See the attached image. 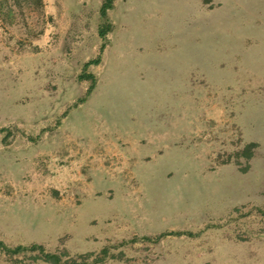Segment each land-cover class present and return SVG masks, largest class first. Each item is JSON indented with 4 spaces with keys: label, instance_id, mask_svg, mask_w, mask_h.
<instances>
[{
    "label": "rangeland",
    "instance_id": "obj_1",
    "mask_svg": "<svg viewBox=\"0 0 264 264\" xmlns=\"http://www.w3.org/2000/svg\"><path fill=\"white\" fill-rule=\"evenodd\" d=\"M102 3L0 0V241L264 264V0Z\"/></svg>",
    "mask_w": 264,
    "mask_h": 264
},
{
    "label": "trees",
    "instance_id": "obj_2",
    "mask_svg": "<svg viewBox=\"0 0 264 264\" xmlns=\"http://www.w3.org/2000/svg\"><path fill=\"white\" fill-rule=\"evenodd\" d=\"M116 0H103L102 6L100 8L101 18L106 21L107 11L111 10L114 6V2ZM9 11L8 14H10ZM110 27L108 24L101 25L99 27V36L101 38H105L107 32H109ZM84 80L89 82V91L95 86L96 80L92 74H83L81 76ZM87 93V94H88ZM256 145L251 143L244 147V151L240 154L244 155V152L251 153V150ZM261 212V211H260ZM161 236H166L161 235ZM0 254L8 258V260L12 264H20L24 261H30L32 263H45V264H78L75 260H63L62 256L51 253L45 250V248L41 245L31 244V245H16V246H8L0 241Z\"/></svg>",
    "mask_w": 264,
    "mask_h": 264
}]
</instances>
